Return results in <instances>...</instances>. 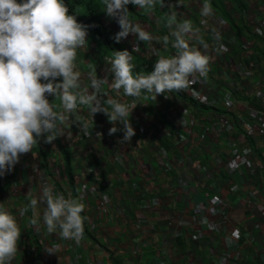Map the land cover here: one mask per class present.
I'll return each mask as SVG.
<instances>
[{
  "label": "crops",
  "instance_id": "crops-1",
  "mask_svg": "<svg viewBox=\"0 0 264 264\" xmlns=\"http://www.w3.org/2000/svg\"><path fill=\"white\" fill-rule=\"evenodd\" d=\"M169 1L164 0L162 19L147 14L155 27L152 35L169 34L165 14L170 7L179 13L178 20L193 22L198 31L186 37L190 46L209 57V71L202 78L211 91L221 94L219 107L201 109L198 104L180 99L172 92L160 94L156 100L150 95L133 100L122 91L120 96L109 85H104L109 97L136 105L129 117L135 129L131 141L120 143L121 131L108 135L113 124L102 112L96 113L95 125H88L90 135L87 137L76 125L77 117L83 119L91 114L86 106H80L75 116L63 122V130L75 158L79 190L88 180L84 177L88 167L91 164L100 167L99 184L110 198L108 215L105 217L100 212L99 195L80 192L78 199L85 205L90 224H96L97 230H91L93 237L85 235L80 244H66L62 239L61 249L52 245L55 238L61 239L58 230L49 233L44 226V204L38 205L37 225L29 223L33 216L30 209L21 215L29 202L28 191L38 197L45 180L51 182L56 192L74 198L63 153L55 140L45 143L41 137V143L26 154L25 160L19 159L10 172L0 176V203H5L17 217L21 229L18 252L12 264H46L41 259L46 250L51 255L47 264H76L80 257L82 263L79 264H220L225 244H230L238 235L240 250L226 264H264V134L250 136L248 133L250 126L257 127L258 116H264V104L256 99V91L264 88V40L253 30L254 21L264 20V0H243L247 8L242 14L243 24L250 30L241 36L231 28V19L221 16L211 0L209 16L200 14L204 0ZM223 3L231 18L238 21L240 15L232 0ZM117 29L120 31L119 25ZM131 40L139 44V48L133 51L134 45L126 50L142 51L141 54L155 62L153 47L160 49L161 54L175 52L171 46L165 51L155 42L147 45ZM86 41L90 42L88 37ZM201 41L208 45L206 49ZM88 42L77 51V70L82 83H89L90 72L111 82L110 66L102 58L97 59L93 45ZM221 44L223 50L227 49L226 53L218 51ZM245 54L252 60H244ZM239 59L252 68L251 77L231 81L229 72L236 71ZM190 120L195 122V128L191 134H185ZM222 124L226 129L221 133ZM115 126L123 127L119 123ZM111 137L120 144L117 154L122 156V165L118 168L105 143ZM180 139L185 147L177 150L175 144ZM160 148L169 154L171 166L163 161ZM234 149L239 153L235 158L239 171L230 172L227 165L233 159L231 150ZM184 157L186 165L183 166L179 162ZM136 185L162 202L145 221L138 219L142 208ZM196 205L206 209L210 223L187 230L181 223L184 219H193ZM219 209L224 210V216L218 214ZM136 250L139 256L135 255Z\"/></svg>",
  "mask_w": 264,
  "mask_h": 264
},
{
  "label": "clouds",
  "instance_id": "clouds-1",
  "mask_svg": "<svg viewBox=\"0 0 264 264\" xmlns=\"http://www.w3.org/2000/svg\"><path fill=\"white\" fill-rule=\"evenodd\" d=\"M99 2L104 13L115 18L119 25L120 31L114 36L116 42L122 41L129 49L136 45L133 51L138 50L139 44L129 38L131 34L144 44H160L165 51L171 45L175 52L161 54L160 49L153 47L154 69L134 72L131 52L112 51L111 58L105 60L113 74L111 82L90 72L89 83L83 84L76 61L77 51L87 45L88 26L69 14L64 0H0V176L10 172L20 156L31 152L41 137L45 143H52L58 136V122L75 116L80 106H86L91 117L102 112L113 124L108 135L121 131L120 143L130 142L135 129L129 117L136 105L109 97L104 91L106 84L118 95L123 92L133 100L149 95L156 100L160 94L187 89L197 74L207 76L209 57L185 39L198 31L190 19L178 20L179 13L170 7L165 14L169 34L153 37L133 21L127 8L132 4L148 14L157 4L163 7L164 0ZM211 11L209 0H204L201 16H209ZM201 43L205 49L208 47ZM223 47L219 45L218 51ZM49 96L55 100L50 102ZM103 96L107 99L103 100ZM117 123L123 127L117 128ZM76 125L90 135L86 121L77 117ZM27 197L29 202L21 215L30 209L33 213L30 224L39 223L38 205L44 204L42 219L49 233L58 230L62 239L79 241L82 238L85 218L81 214L85 205L78 198L66 197L49 184L43 185L38 197L31 190ZM20 236L17 217L5 203H0V264H12Z\"/></svg>",
  "mask_w": 264,
  "mask_h": 264
},
{
  "label": "built area",
  "instance_id": "built-area-1",
  "mask_svg": "<svg viewBox=\"0 0 264 264\" xmlns=\"http://www.w3.org/2000/svg\"><path fill=\"white\" fill-rule=\"evenodd\" d=\"M253 30L255 32V34L257 36L263 37L264 38V20H260V21H254L253 22ZM185 39L188 41V38L185 37ZM227 49L223 50V52H227ZM244 60H252L251 58H249V56L247 57L246 54L243 56ZM236 71H232L229 72V77L231 81L236 80L237 77H251V72H252V68H249L247 66V64H245L243 62V59H239L236 60ZM232 67V66H230ZM212 89L208 87V85L206 84V82L204 81V79L202 77H200L198 74L191 78V83L189 85V88L187 90L184 91V93L189 97V99L195 101L196 103L203 105L207 108H217L220 105V100H222L221 98V94H218V92H214L211 91ZM210 92V94H209ZM213 92V93H212ZM120 96L122 94H119ZM256 99L259 102H262L264 104V88H259L256 91ZM97 118V114H94L91 117V114H89L88 117H84L82 120L86 121L88 123V125H90L91 123L95 122V119ZM256 126H250L249 128V135L250 136H256L257 134H264V116L259 115L258 119L256 121ZM224 124V123H223ZM220 125V131L222 133V131H225L226 127H224V125ZM189 131L185 134H191L193 129L195 128V122L193 120L189 121ZM87 137H89V135H87ZM181 137V136H180ZM123 139V136H122ZM106 145L109 147V153L115 158L116 162H115V167L118 168L119 165H122V156L117 152H118V146L120 145L119 143H116L113 138H109L107 140V142L105 141ZM175 147L177 150H180L182 148H184V144H183V140H179L176 144ZM161 150V151H160ZM160 154L162 155L163 161L166 162V165L171 166L172 162L170 160V156L169 154L166 152L165 149H159ZM231 156H233V159L231 161H229L227 167H229L230 172H237L239 171V167H238V163L235 160L236 157L239 156V153L237 150H231ZM26 158V154H22L20 156V160H25ZM191 161V160H190ZM179 163H181L183 166L186 165V159L184 157V159H182ZM228 169V168H227ZM252 172H254V170H251ZM37 172H39V169H37ZM209 173V172H208ZM84 177H87V181L85 182L83 189H80V192L82 193H92V194H96L99 195L101 198L100 201V212L106 217L109 213L110 210V198H109V194H107L105 192V189L99 184L100 180H101V170L100 167L96 164H91L86 172V176L84 175ZM44 184H49L51 186V182L49 180H45ZM212 184V182H211ZM138 188V185L135 186ZM212 190V189H211ZM145 192V191H144ZM142 192V196H140V203H141V208H142V213L138 214V219L140 221H145L149 218V215L153 214L154 212H156L157 208L162 206V202L159 201L158 199H155V197L152 196L151 193H144ZM196 209V214L194 215L193 219H184V221H182L181 225L184 226V228H186L187 230H191L193 228L194 225H207L210 223V219L207 216L206 213V209L203 208L201 205H196L195 206ZM218 214L221 216H224V210L223 209H219L218 210ZM225 224V222H224ZM220 226V225H219ZM223 227V226H222ZM91 230L93 232H95L97 230V225L96 224H91ZM84 233L82 238L84 237ZM79 241H75V240H68L65 239L64 242L66 244H76V243H81V240ZM238 238H240V235H238L236 238H233V241L230 244H225L224 248H223V252L220 256V264H226L228 262V260L233 257L234 255L238 254L240 247L238 244ZM52 245L54 247H58V249L63 248L64 244L62 241V238H55V240L52 242ZM135 255L139 256V251L136 250ZM50 252L49 251H43L42 253V261L44 263H49L50 261ZM76 264H79L80 262L82 263V257L77 259Z\"/></svg>",
  "mask_w": 264,
  "mask_h": 264
},
{
  "label": "trees",
  "instance_id": "trees-1",
  "mask_svg": "<svg viewBox=\"0 0 264 264\" xmlns=\"http://www.w3.org/2000/svg\"><path fill=\"white\" fill-rule=\"evenodd\" d=\"M213 5H216L219 8V13L221 16H223L226 19H231L230 24L231 28L236 31V34L238 36H241L245 31H249L250 29L243 24V18L242 14L245 12L247 9L245 7V4L243 0H232V2L236 5L237 11L240 15L238 21H234L231 18L230 12L226 9L223 1L224 0H211ZM20 2V0H18ZM64 3L69 9V14L75 15L76 19L79 23H82L84 25L88 26V39L90 40V44L93 45V49L95 52V55L97 56V59L100 60L101 58L103 60L110 59L111 58V52L116 51V50H126V45L120 41L116 42L114 39L115 33L113 30L107 27L104 21V9L99 0H64ZM129 13L132 14V19L133 21L137 20H142L144 22H147L151 25L152 29H155L154 23L152 22V19L143 12V10H139L137 6L129 4L127 6ZM247 11V10H246ZM164 10L163 7H161L159 4L156 5V7L153 10V14L155 17L158 19H162ZM164 35H168V33H163ZM264 40V38H261ZM171 46V45H169ZM172 50V48H171ZM133 56V64L135 65L134 72H151L154 69V64L155 61L146 56L145 54H141L140 52H132ZM106 58V59H105ZM174 95H176L178 98L187 100V101H192L194 104H198L195 101L189 99V97L183 92H172ZM106 98V97H103ZM50 102L54 101V98L52 96L48 97ZM107 99V98H106ZM58 104V103H57ZM201 109H206L209 110L210 108H207L203 105L198 104L197 105ZM211 109H216V108H211ZM56 111H60V108H57ZM84 113V112H83ZM90 125H95V122L91 123ZM58 133H57V138L55 139L57 147L61 150V152L64 155L65 158V170L66 174L71 182V189L74 193V198L79 197L80 190L77 185V177H76V166H75V158L73 156V152L70 148V146L67 144L64 128H63V123L58 122ZM39 144L40 139H39ZM136 191V190H134ZM142 196V192L145 190H137L136 192L139 193ZM142 193V194H141ZM139 202H140V197H139ZM85 219H84V235L86 236H92L91 233V224L90 221L88 220V217L86 213L83 211L81 214Z\"/></svg>",
  "mask_w": 264,
  "mask_h": 264
},
{
  "label": "rangeland",
  "instance_id": "rangeland-1",
  "mask_svg": "<svg viewBox=\"0 0 264 264\" xmlns=\"http://www.w3.org/2000/svg\"><path fill=\"white\" fill-rule=\"evenodd\" d=\"M169 3H170V1L169 0H167ZM165 4H166V2H165ZM167 6V5H166ZM181 8H183V6L181 7ZM194 9V8H193ZM180 10H182V9H180ZM104 12V11H103ZM193 12H196V11H194V10H192V13ZM151 15V16H153V12H151V13H148V15ZM105 24L107 25V27L108 28H110V29H112L113 31H115L116 33L118 32V29H117V26H118V23H117V21H116V19L115 18H113V17H110L109 15H107V13L105 14ZM146 31H149L151 34H153L154 32H152V27H151V25H149L148 23H146V22H144V21H137ZM129 38H131V39H136L135 37L134 38H132L131 37V34L129 35ZM126 39V38H125ZM131 45V44H130ZM107 65H109L110 66V64L108 63Z\"/></svg>",
  "mask_w": 264,
  "mask_h": 264
}]
</instances>
